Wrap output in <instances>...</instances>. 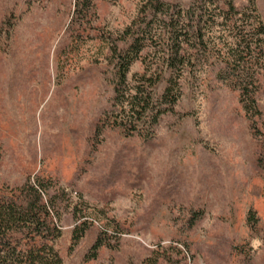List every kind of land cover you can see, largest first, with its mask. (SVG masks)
Instances as JSON below:
<instances>
[{"label":"rangeland","instance_id":"374dc122","mask_svg":"<svg viewBox=\"0 0 264 264\" xmlns=\"http://www.w3.org/2000/svg\"><path fill=\"white\" fill-rule=\"evenodd\" d=\"M148 1L0 0V195L36 174L57 181L45 195L63 264H264V57L255 108L216 79L217 64L198 67L151 141L126 135L114 124L116 55L150 19ZM145 44L156 71L161 47ZM145 64L132 62L126 89Z\"/></svg>","mask_w":264,"mask_h":264},{"label":"trees","instance_id":"16d2710c","mask_svg":"<svg viewBox=\"0 0 264 264\" xmlns=\"http://www.w3.org/2000/svg\"><path fill=\"white\" fill-rule=\"evenodd\" d=\"M236 2L192 0L186 6L161 0L146 3L143 13L150 11V19L145 15L140 18L138 34H130L134 37L129 46L116 55L114 105L120 108V119L114 124L126 135L137 133L151 141L160 115L172 111L181 97L180 78L198 67L217 64L216 79L238 92L246 112L255 108L260 76L256 66L264 57V26L255 0H245L240 7ZM154 23L161 25L159 33ZM146 40L161 47V66L156 71L150 72L151 65L145 64V57L140 55ZM138 59L146 65L145 71L133 76L135 85L130 91L126 89L127 73ZM165 71L170 72L167 84L159 99L154 100L152 88ZM36 176L32 184L0 195V264H63L54 247L61 235L55 199L45 195L48 185L55 186L57 181ZM98 246L97 241L94 248Z\"/></svg>","mask_w":264,"mask_h":264}]
</instances>
